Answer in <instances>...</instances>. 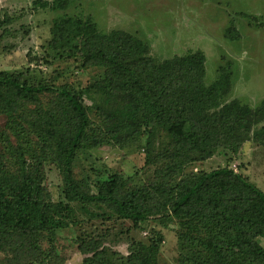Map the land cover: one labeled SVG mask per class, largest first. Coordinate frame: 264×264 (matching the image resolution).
I'll return each mask as SVG.
<instances>
[{"label": "trees", "instance_id": "trees-1", "mask_svg": "<svg viewBox=\"0 0 264 264\" xmlns=\"http://www.w3.org/2000/svg\"><path fill=\"white\" fill-rule=\"evenodd\" d=\"M33 4L64 10L53 19L49 56L93 75L84 86L0 71V116L9 130L0 139L12 157L0 161V252L12 253L0 264H61L58 233L113 216L135 227L175 220L179 264H264V191L229 165L186 170L222 150L263 142L264 99L252 107L230 96V61L207 83L201 49L160 59L136 34L103 31L92 15L69 14L71 0ZM142 137L146 164L156 167L151 181L138 184L114 172L93 183L75 177L82 150ZM157 137L162 148H153ZM48 157L63 173L59 201L45 185ZM161 240H132L124 255L91 232L78 237V248L82 264H159Z\"/></svg>", "mask_w": 264, "mask_h": 264}, {"label": "rangeland", "instance_id": "rangeland-1", "mask_svg": "<svg viewBox=\"0 0 264 264\" xmlns=\"http://www.w3.org/2000/svg\"><path fill=\"white\" fill-rule=\"evenodd\" d=\"M35 0H0V71H31L47 82H75L86 86L93 71L77 62H62L50 57L53 19L64 10L34 5ZM51 1V0H48ZM71 15H92L103 31L121 29L138 35L151 47V54L164 59L175 54L201 49L205 52L206 82H212L218 67L230 61L233 86L230 96L256 107L264 99V0H71L66 10ZM227 27L236 31L228 34ZM93 119L96 117L92 115ZM5 116H0V138L9 130ZM145 137L122 144L107 143L82 150L73 165L75 177L89 183L118 173L131 176L138 184L153 179L155 165L146 164ZM12 143L17 141L13 137ZM163 138L154 140L153 148H162ZM0 139V161L12 158ZM228 159L230 160L228 162ZM229 165L264 191V141H247L238 152L224 150L212 157L189 164L187 171H199ZM45 185L53 201L64 199L63 173L51 157L44 163ZM96 192L95 186L92 187ZM178 224L168 217L135 227L130 220L86 219L58 233L54 241L61 264H82L84 254L78 237L93 232L103 234L105 245L128 254L132 240L161 236L159 264H179ZM48 246V244H47ZM12 253L0 252V258Z\"/></svg>", "mask_w": 264, "mask_h": 264}]
</instances>
